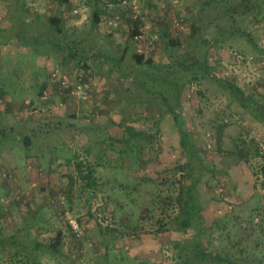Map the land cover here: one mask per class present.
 Returning a JSON list of instances; mask_svg holds the SVG:
<instances>
[{"label": "rangeland", "instance_id": "1", "mask_svg": "<svg viewBox=\"0 0 264 264\" xmlns=\"http://www.w3.org/2000/svg\"><path fill=\"white\" fill-rule=\"evenodd\" d=\"M43 1L37 0L32 6L37 10L52 7V2ZM236 1L141 0L139 11L149 27L143 33L144 41L156 37L151 46L140 49L154 65L142 70L133 62L132 54L137 52V45L144 47V42L135 44L129 39L126 12L118 0H73L75 6H67L66 13L65 8L62 10L68 17L61 26L63 34H53L68 41L72 52L90 65L93 74L90 73L88 101L68 92L59 94L51 81V73L58 71L67 74L74 84L77 73L85 70L66 57L68 52L62 58L59 49L46 42L40 46L23 44L24 40L11 47L2 45L0 88L16 97L0 96V109L12 103V107H7L12 109L8 116L0 113V125L6 119L14 128L10 133L14 136L23 133L28 122L50 129L53 137L49 147H61V160L35 156L29 166L25 156L31 151L22 143L3 147L5 143L0 141V158L9 165L8 169L2 165L0 170V238L5 241L4 251L0 248V264H32L23 245L47 243L57 233L62 235L63 255L41 252L37 264H178L174 243L188 242L191 237L189 232L178 231L175 221L179 209L174 198L188 179L185 170H175L187 158L179 148L168 115L167 110L174 107L194 133L203 161L198 199L205 218L208 249L212 253L234 254L239 248L251 251L258 242L264 253V235L259 232H254L248 242L233 246L235 228L241 223L247 228L251 220L256 224L264 222V126L241 111L210 79L184 85L173 77L179 72H171L173 76L168 77L166 67H161L183 53L184 47L186 51L195 50L194 56L219 77L264 103V56L256 53L245 39H233L229 33L233 31V18L224 12L227 7L231 10ZM96 6L104 10L102 16L117 19L114 32L107 33L102 23L92 26ZM22 8L19 0H0V29L5 33L2 36L7 37L6 28L15 23H24L23 28L26 25L29 30L48 25V14H40L42 18L35 25L26 23V19H20ZM6 11L9 17L3 18ZM235 26L251 31L258 47L264 48V7L256 17L237 16ZM218 28L223 29L222 35L216 32ZM162 32L177 41L179 47L167 46L168 39L161 38ZM213 37L215 42L207 41ZM23 51H31L32 55ZM14 64L18 66L16 72L12 71ZM120 73L125 77L119 78ZM158 76H167L161 94L156 92L162 86L150 79ZM39 79L49 80L48 96L56 102L47 115L37 110L33 115L27 113L23 121L17 106L47 107L36 98ZM136 79L137 83L146 82L147 88L142 84L132 87ZM32 80L36 82L25 90V99L19 95V88ZM72 113L76 117L73 121L84 126L68 147L63 139L66 131L56 133L53 128L58 124L65 126ZM6 148L10 150L7 155ZM80 162L82 175L91 172L97 187L92 189L86 176L78 175L74 165ZM13 164L16 172L10 170ZM88 165L92 170H88ZM26 166L30 175H26ZM3 173L9 177L4 178ZM1 183L6 185L4 189ZM26 193L22 198L21 194ZM16 194L21 197L18 201L13 200ZM57 196H65L66 209L82 223L84 232L80 239H75L62 213L55 212Z\"/></svg>", "mask_w": 264, "mask_h": 264}, {"label": "trees", "instance_id": "2", "mask_svg": "<svg viewBox=\"0 0 264 264\" xmlns=\"http://www.w3.org/2000/svg\"><path fill=\"white\" fill-rule=\"evenodd\" d=\"M59 4H67L69 0H57ZM31 7H33L31 5ZM264 7V2H260L258 0H238L233 5H231V10L227 7L224 14L228 15L230 18H233V31H229L233 35V39L235 38H243L246 40L247 43H249L252 48L255 50L256 53L264 56V48L258 47L257 43L254 41L253 34L251 31L247 29H240V27L235 26V19L237 16H252L256 17L258 15V12L261 11ZM33 11H36L34 8H31ZM125 11V10H124ZM23 14L21 15L20 19L27 20L26 23H32L35 25V20L39 19L40 17H37L35 20L31 21L29 19L30 17L27 15L26 10L22 11ZM105 12L102 8H99V6H96V9L93 13V22L92 26H98L100 23H103V20H109L107 17L102 16ZM126 16V15H125ZM17 17V15H16ZM128 28H129V39L133 40V38L139 33V29L142 26V20L140 18L137 19H130L128 16H126ZM22 21V22H24ZM48 25L45 26L43 29L29 30L28 28H23L24 23H20V25H15L10 28H8V38L4 37L5 33L0 32V45L3 46H13V44H34L36 46H40L43 43H49L53 48L59 49L60 57L63 53H67V56L69 60H72L77 63L81 64V66L86 70L89 71V73L93 74L91 70L90 65L87 64V62L84 60L85 58L81 57L79 54L72 52L70 45L68 44V41L64 40L63 37L60 36V38H56L55 36L62 35L63 31L60 27V19L58 17H48L47 18ZM103 26L107 33L114 32L115 29H112L110 32V29H106L105 24L103 23ZM221 28L216 29V32L218 35H222ZM55 31L56 35L53 34ZM52 34V35H51ZM161 38L168 39V42L166 43L167 46L170 47H179V43L177 41H174L170 38V36L166 32L161 33ZM27 40V41H25ZM216 37L208 38V42H215ZM26 47V46H25ZM22 50H26V48H19ZM36 49V48H35ZM24 53L31 54V51H23ZM72 52V53H71ZM194 53L196 54L195 50L186 51L184 47L183 55L178 54L173 59L168 60L167 64L161 65V67H166V72L170 76H173L171 72H179L178 77L179 81L181 80L182 83L185 85V82L191 83L193 81H198L199 79H210L211 81L216 84L217 87L221 91L226 92L230 98L236 103L238 108L245 112L250 118H252L255 122L261 124L264 126V103L252 95L246 93L244 89L240 86H238L235 83H230L228 81L223 80L221 77H219L213 70L209 68L207 64H203L199 58L194 56ZM206 55L204 54V60L206 61ZM63 58V57H62ZM132 60L135 63L139 69L146 70L152 64V60L150 58H146L143 54L134 52L132 54ZM188 61V63H186ZM116 64V61H113ZM154 65H151L150 67H153ZM120 67V66H119ZM158 68V67H156ZM121 70V68H119ZM117 71V70H116ZM124 74H119V78H124ZM167 78V76L162 77L158 76L156 78H150L153 82L159 83L160 86H162L164 79ZM135 79V78H134ZM136 84H132V87H136L139 84L143 85V88H147L148 84H145L146 82H136ZM136 85V86H135ZM139 87V86H138ZM130 90V89H129ZM128 90V91H129ZM59 94H62L64 92H59ZM163 92V86L160 87V89L156 92L161 94ZM5 93V90L3 88H0V96H3ZM163 101V98H161ZM20 105V110L24 109L25 114L21 111L20 117L25 118L26 120V114L30 113V115L34 114V108L31 107V105ZM169 117L172 119L173 126L176 131L177 136V142L179 145V148L185 153L187 161L184 165L175 167V170H182L186 171L187 173V179L188 183L186 185H180L177 195L174 198V202L177 204L179 209V214L176 217L175 221H177V229L180 232L190 233V239L185 242H176L174 243L175 246H177V251L175 252V259H178V264H264V253L261 252L260 246L258 242L255 243L254 247H252L251 251H248L245 248H239L238 252L228 253V252H220L215 251L211 252L208 249V243L205 241V218L202 215V208L201 203L198 199V186L201 182V177L204 171L203 161L200 156V152L196 146V143L194 141V133L192 130L187 126L185 120L179 113L177 109L172 108L171 110H167ZM18 118V119H21ZM76 118V117H75ZM72 119V120H75ZM68 119V118H67ZM24 121V120H23ZM69 123H71L69 120L66 122L65 126L62 124L60 126H56V130H61L64 132L66 131L65 138H63L66 142L65 144L69 147L72 144V141L77 138L79 132L83 130L84 125H81L79 123H75L73 121V127L72 129H69ZM58 127V128H57ZM65 127V128H64ZM78 132V133H77ZM20 138L18 141L22 143V145L26 148L28 147V143L23 139L22 136L19 134ZM28 140V139H27ZM83 163H77L76 164V170L78 172V175H80L81 178H84L85 176L82 175L81 169H83L82 166ZM88 170H92L90 165L87 166ZM196 169V170H195ZM195 171V172H194ZM213 172V171H211ZM88 176H86L88 180V186L95 188L97 187V183L91 179V172H88ZM90 175V176H89ZM94 190H91L90 193H93ZM58 199V196H57ZM57 199H55V209L56 213L58 214L59 210V204ZM53 202V203H54ZM61 213V212H60ZM61 215V214H60ZM251 220V219H250ZM80 222V221H79ZM224 222V221H223ZM81 223V222H80ZM82 224V223H81ZM68 225V224H67ZM251 226L245 228L244 224L241 223L238 227L235 228V241H233V246H240L243 243L248 242L249 238L254 234V232H259L264 235V222L259 223H253V221H250ZM226 226V225H225ZM69 227V226H68ZM70 229V228H69ZM72 233V232H71ZM73 236H75L73 234ZM233 237V238H234ZM264 240V238H263ZM11 243H14V239H10ZM5 241L0 238V248L1 252L4 251ZM61 245H62V235L60 233H57V235L50 239L47 243H34L31 245H23V248L28 251V253L25 252L26 258L29 261H32V264H37L41 252H46L52 256H62L63 253L61 251ZM246 245V244H245ZM248 251V253L246 252ZM35 255L33 259L32 255ZM34 260V261H33Z\"/></svg>", "mask_w": 264, "mask_h": 264}, {"label": "crops", "instance_id": "3", "mask_svg": "<svg viewBox=\"0 0 264 264\" xmlns=\"http://www.w3.org/2000/svg\"><path fill=\"white\" fill-rule=\"evenodd\" d=\"M19 1H21V6L23 7L22 8V11H25L26 10V12H27V15L30 17L29 19H31V21H33V20H35L37 17H41L42 18V15H40V14H43V16L44 17H46L47 16V14L49 15V17H58L59 19H60V27L65 23V21L67 20V18L68 17H66V15H63L64 14V11H62L64 8H65V13L67 12V9H66V7L68 6V7H72V6H75L74 5V2H73V0H69V2L67 3V4H59L58 2H57V0H48L49 2H52L53 4H52V7H46L45 9L43 8V10H41L40 8L37 10V9H35V7H31V3L29 2V0H19ZM43 3H47V0H44L43 1ZM2 5H4V3L2 4ZM31 8H34L36 11H33ZM74 8V7H73ZM77 11V10H76ZM5 13V12H4ZM9 17L8 16V13H7V11H6V13L2 16L3 18L4 17ZM1 17V16H0ZM47 18H48V16H47ZM80 20V19H79ZM36 21V20H35ZM12 25H10V27H11ZM9 27V28H10ZM6 29H8V28H6ZM62 29V28H61ZM0 30H3V29H0ZM2 47V45H0V48ZM30 61V60H29ZM12 71L13 72H16L17 70H18V66L16 65V64H14V65H12ZM17 79H15L14 80V77H13V81L15 82V83H17L18 81H16ZM31 80V79H30ZM40 80V82L41 83H39V87H38V93H37V95H36V98H37V100H38V102H40L39 104H41V106H47V107H45V108H40V109H38V108H36L35 110H34V112L35 113H38L39 111H37V110H41L42 112H43V114L44 115H47L48 113H50L51 112V104L53 103V101L54 102H56L55 101V98H53V97H49L48 96V94L50 95V93L51 92H49V91H51L50 90V88H49V80L47 79H45V80H43L42 81V79H39ZM34 82V84H35V82L36 81H31V83H25V85H27V86H24L23 87V85H21L24 89H22V87L20 86V88H19V90L21 89V91H20V94L19 95H21V97H25V99H27V96H28V93H27V91H25V90H27V89H31L32 88V83ZM39 81H37V83H38ZM19 83V82H18ZM20 83H21V80H20ZM29 86V87H28ZM28 87V88H27ZM7 92V93H6ZM9 94H11V95H13V93H11L9 90H6L5 91V93L3 94V97L6 95L7 97H10V98H13V97H11V96H9ZM13 96H15L16 97V95H13ZM24 98H23V100H25ZM64 98H61V100H63ZM14 100V99H13ZM15 102V101H14ZM63 102L64 101H62V105H63ZM12 103H9V104H7V106L6 107H4V109H0V113L2 114V115H5V116H8L9 115V113L10 112H12V109L10 110V109H8L7 107H10V105H11ZM11 107H12V105H11ZM20 106H17V108L19 109V111H21V113L24 111V109L22 110H20V108H19ZM31 107L33 108V105H31ZM51 107V108H50ZM54 108V107H53ZM57 108V107H56ZM55 109V108H54ZM14 111V110H13ZM15 114L14 115H16V114H18L17 113V111L15 110ZM24 114H25V111L23 112ZM41 115V114H40ZM15 118H17V117H15ZM27 118V117H26ZM75 118V114H73L72 113V116L71 117H68V120H71V119H74ZM18 119V118H17ZM5 123H2L1 125H0V141L1 142H3V143H5L4 145H2L3 147L5 146V145H9V146H11V144L13 145V144H16V143H14V142H17L18 141V139L20 138V136H14V135H11L12 133H13V131H14V128L11 126V125H9L8 124V122H6V119L4 120V119H2ZM23 120H25V118H23ZM61 119H57L56 121H60ZM26 121V120H25ZM61 124H58V125H54V127L56 128V126H60ZM69 125V129L68 130H70V129H72V127H73V120L71 121V123H69L68 124ZM26 127V129L23 131V133H21L20 132V135L22 136V139H23V141L25 140L27 143H28V147H26V149H27V151H31L30 152V154L29 155H27V156H25V159H26V161H27V163H28V165H29V163L32 161V160H34V158H35V156H36V158H38V159H42L43 157H47V156H49V157H52V160L53 159H56L57 161H60L61 159H59V154L61 153H59V150L61 149V147L58 149V147L55 145V147H49V145L51 144V142H50V139L53 137V134H51L50 133V129H46V127H44L43 125H38V127H35V125H34V123H27L26 125H25ZM58 128V127H57ZM65 128V127H64ZM53 130L56 132V133H59V131L58 130H56V129H54L53 128ZM11 133V134H10ZM15 139V140H14ZM28 139V140H27ZM67 143V142H66ZM35 149H37L36 150V152L35 153H33L32 151H35ZM58 151V152H57ZM10 152V150H8L7 148H6V150H5V153H6V155L8 154ZM5 153H4V155H5ZM34 154V155H33ZM55 160V161H56ZM5 166V168H7L8 169V167H9V165L8 164H6L4 161H3V159H1L0 158V170H2L3 168L1 167V166ZM27 165V166H28ZM15 165L13 164V165H10V170L11 171H17V170H15L16 168L14 167ZM26 166V167H27ZM30 166V165H29ZM74 169H76V164L74 165ZM30 170L28 169V167H27V172H26V175H30V172H29ZM14 172V173H15ZM17 174V173H16ZM19 177V176H18ZM2 184V183H1ZM6 185H3L2 184V187H3V189H4V187H5ZM235 190V189H234ZM6 191H8V190H6ZM239 191H240V189H239ZM5 192V191H4Z\"/></svg>", "mask_w": 264, "mask_h": 264}, {"label": "built area", "instance_id": "4", "mask_svg": "<svg viewBox=\"0 0 264 264\" xmlns=\"http://www.w3.org/2000/svg\"><path fill=\"white\" fill-rule=\"evenodd\" d=\"M37 0H29V2L34 4ZM119 5L125 10L126 16H128L130 19H137L140 18L142 20V26L139 29V33L133 38V42L136 43H141L142 41L144 42V47L141 45H137V52L142 53L144 50H140L141 48H148V46H151L153 43V40L156 39V37L152 38L151 40L144 41L145 37L143 33L145 30H148L149 28L145 22H144V17L140 14L139 8H140V2L141 0H118ZM76 12V11H75ZM103 23L105 24L106 29H110L109 32L112 29H115L119 22L117 19H109L103 20ZM102 23V24H103ZM104 27V26H103ZM251 59V58H249ZM263 63V62H261ZM51 81L56 85H54L57 88V91L59 92H68L71 96H76L79 100L81 101H88L90 96H91V82H92V77L90 76L89 71H81L77 73L76 75V82L74 84L71 83V81L68 78L67 74H60L58 71H53L51 73ZM1 102V101H0ZM2 176L9 177L8 174L3 173ZM17 195V194H16ZM22 198L27 196L26 194H21ZM21 197L17 195V197L13 200L18 201ZM65 196H59L58 197V204H59V211L62 213L63 218L66 220L71 232L75 235V239H80L83 236V228L82 224L77 220L75 217L71 215V213L66 209L65 205Z\"/></svg>", "mask_w": 264, "mask_h": 264}]
</instances>
